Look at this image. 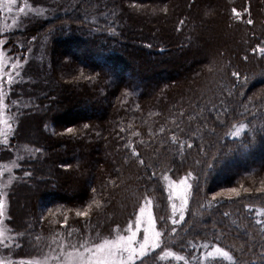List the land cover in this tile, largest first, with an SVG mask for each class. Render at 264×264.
I'll use <instances>...</instances> for the list:
<instances>
[{"label":"trees","instance_id":"trees-1","mask_svg":"<svg viewBox=\"0 0 264 264\" xmlns=\"http://www.w3.org/2000/svg\"><path fill=\"white\" fill-rule=\"evenodd\" d=\"M27 20L0 33L13 59L43 49L44 82L14 99L19 73L5 101L23 102L14 144L17 127L40 139L24 233L122 216L139 192L166 213L163 178L191 172L185 219L143 264L202 239L228 253L220 264H264V0H51ZM230 188L241 196L213 200Z\"/></svg>","mask_w":264,"mask_h":264},{"label":"rangeland","instance_id":"rangeland-1","mask_svg":"<svg viewBox=\"0 0 264 264\" xmlns=\"http://www.w3.org/2000/svg\"><path fill=\"white\" fill-rule=\"evenodd\" d=\"M50 3L51 0H0V33H2L3 39L5 35L1 30L12 26L16 29L20 28L24 20L34 19L36 13H45ZM21 8L24 10L20 11ZM8 50L9 48H5L3 44H0V54H2V59H0V197L3 198V214L0 215V262L2 264H30V262L58 264L54 257L58 256L61 251L64 253L72 252V249L68 246L70 243H74L79 247V244L85 240L89 241L90 244H95L102 242L103 239H115L118 232L130 235V232L126 230L129 227L133 231L135 230L139 207L145 204L146 199L151 201L148 208L156 222L157 230L162 227L160 223L164 224L159 219L161 216H165L167 224L170 225L173 224V220H178L179 213L173 214L172 205H178L179 200L177 197L185 194L183 186L179 184V181L185 177L172 178L167 175L163 178L169 199L166 213H163L161 203L156 201L155 197L139 192L136 196L137 200L130 210L122 216L111 214L101 221L93 218L62 233L28 237L24 233L23 224L27 218L31 193L26 194V191H19V189L24 185H27L32 191L36 188L31 178L38 171L37 162L35 161L36 157L30 155L34 153L35 147H38L40 139L35 136L34 130H30L29 135L19 134L17 127L16 132L21 137L19 141L24 142L26 145L19 144L18 141V144H14L11 139V135L15 134L16 121H14V117L21 121L17 113H20L18 107L23 102H11L13 106H11L12 110L9 111L10 106L5 101L10 84L18 79L17 73H20L19 81L15 83L16 86L11 85L10 92L14 99V96L18 97L19 92L17 89L19 85L21 87L26 85L37 86L35 83H38V81L44 82L42 81L44 73L39 67L43 49L40 44L28 42L24 50L17 52L19 56H25V61L19 57L13 59L12 53ZM17 64L18 67H13ZM9 78L11 79L9 80ZM5 139L7 140L6 144L4 143ZM21 171H24L23 177L25 179L23 178V180L17 176ZM25 173L30 175H25ZM186 196L188 198L189 190L186 192ZM143 227L144 225L141 224V232ZM69 232H72L73 235L69 236ZM137 239L139 240L140 237L138 236ZM198 241L190 246L192 249L190 256L172 249L165 250L162 253L165 264H220L219 259L225 257L222 255L223 248L216 246L209 240L202 239ZM217 248H220L222 252H217ZM80 250L83 251V249ZM166 252H170L172 255H165ZM65 260L69 261V257L65 256Z\"/></svg>","mask_w":264,"mask_h":264},{"label":"snow or ice","instance_id":"snow-or-ice-1","mask_svg":"<svg viewBox=\"0 0 264 264\" xmlns=\"http://www.w3.org/2000/svg\"><path fill=\"white\" fill-rule=\"evenodd\" d=\"M24 9L21 8L20 11ZM235 15H240V13L233 9ZM252 20L248 19L247 23L252 24ZM183 23V22H181ZM5 43L4 41H0V44ZM0 59H2V54H0ZM19 65H13V67H18ZM19 75V73H17ZM233 76L238 75L237 73H233ZM11 78H9L10 80ZM88 126L85 125V128ZM67 131L69 133H74L75 129L68 128ZM174 143H177V138L175 136L171 137ZM4 143H7V140H4ZM181 149H183L184 145H179ZM187 147L191 149L192 145L188 144ZM132 155L139 159V153L132 149ZM139 163L143 164L144 161L140 160ZM25 175H30L29 173H25ZM192 176V173L189 172L187 177L179 181V184L183 186L184 193L178 196L179 204H173L172 210L173 214L179 213L178 220L183 221L185 219L184 212L186 211V206L188 204V199L186 196V192L192 188V185L188 183V178ZM167 179V177H166ZM171 187V185H170ZM245 192L248 190L245 189ZM217 196L223 197L227 196L229 198L232 197H240L241 192L236 188H230L226 190V192L217 193L216 196L213 197V200L216 199ZM151 204L150 200H145V204L139 207V216L135 222V230L133 231L131 227H129L126 231L130 232L129 234H120L119 232L116 235L115 239H103L100 243L90 244L89 241L85 240L79 244L77 247L76 244L70 243L68 246L72 249V252L61 253L54 257L58 264H135V261L139 258L141 260V264H143L144 258L148 257L150 251L155 249H160L163 243V236L165 231H175L174 228L167 229L166 217L161 216L159 219L164 221L161 230L156 229V222L153 219L152 213L149 210L148 206ZM3 198L0 197V215L3 214ZM78 216H87V212L77 213ZM177 220H173V224L177 223ZM65 223H67V217H65ZM143 224V230L141 232L140 225ZM69 236L73 235L72 232L68 233ZM138 236L140 239L138 240ZM62 247V246H61ZM80 249H83L81 251ZM217 252H222L220 248L216 249ZM165 255H172L170 252H166ZM222 255L228 256L227 252H222ZM65 256L69 257V261L65 260ZM163 257H161L162 259ZM179 258V257H178ZM2 264V262H0ZM30 264H38V262H30ZM153 264H155V258H153Z\"/></svg>","mask_w":264,"mask_h":264}]
</instances>
